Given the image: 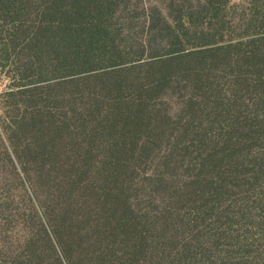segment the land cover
Listing matches in <instances>:
<instances>
[{
	"label": "trees",
	"instance_id": "trees-1",
	"mask_svg": "<svg viewBox=\"0 0 264 264\" xmlns=\"http://www.w3.org/2000/svg\"><path fill=\"white\" fill-rule=\"evenodd\" d=\"M0 77V264H264V0H0Z\"/></svg>",
	"mask_w": 264,
	"mask_h": 264
},
{
	"label": "rangeland",
	"instance_id": "rangeland-1",
	"mask_svg": "<svg viewBox=\"0 0 264 264\" xmlns=\"http://www.w3.org/2000/svg\"><path fill=\"white\" fill-rule=\"evenodd\" d=\"M238 1V0H235ZM0 88H2V77H0ZM1 199V196H0ZM0 231H2V216L0 215ZM0 246H2V233L0 234Z\"/></svg>",
	"mask_w": 264,
	"mask_h": 264
}]
</instances>
